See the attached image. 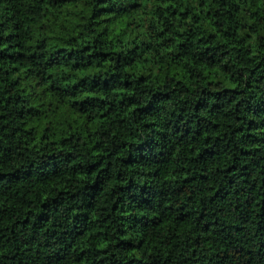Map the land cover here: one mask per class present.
Segmentation results:
<instances>
[{
	"label": "trees",
	"instance_id": "1",
	"mask_svg": "<svg viewBox=\"0 0 264 264\" xmlns=\"http://www.w3.org/2000/svg\"><path fill=\"white\" fill-rule=\"evenodd\" d=\"M0 264H264V0H0Z\"/></svg>",
	"mask_w": 264,
	"mask_h": 264
}]
</instances>
